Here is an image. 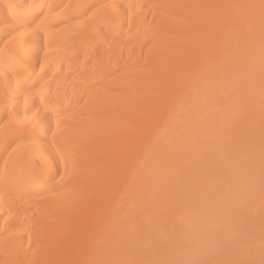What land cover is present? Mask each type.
Wrapping results in <instances>:
<instances>
[{
  "label": "bare ground",
  "instance_id": "1",
  "mask_svg": "<svg viewBox=\"0 0 264 264\" xmlns=\"http://www.w3.org/2000/svg\"><path fill=\"white\" fill-rule=\"evenodd\" d=\"M0 264H264V0H0Z\"/></svg>",
  "mask_w": 264,
  "mask_h": 264
}]
</instances>
